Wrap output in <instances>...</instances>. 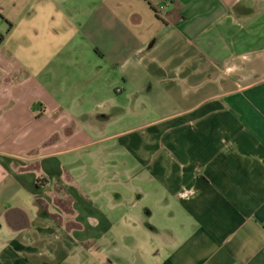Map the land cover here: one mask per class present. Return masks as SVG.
<instances>
[{"label":"crops","instance_id":"1","mask_svg":"<svg viewBox=\"0 0 264 264\" xmlns=\"http://www.w3.org/2000/svg\"><path fill=\"white\" fill-rule=\"evenodd\" d=\"M0 264H264V0H0Z\"/></svg>","mask_w":264,"mask_h":264},{"label":"built area","instance_id":"2","mask_svg":"<svg viewBox=\"0 0 264 264\" xmlns=\"http://www.w3.org/2000/svg\"><path fill=\"white\" fill-rule=\"evenodd\" d=\"M153 8L156 16H158L159 18H162L165 15V5H158L154 6Z\"/></svg>","mask_w":264,"mask_h":264},{"label":"rangeland","instance_id":"3","mask_svg":"<svg viewBox=\"0 0 264 264\" xmlns=\"http://www.w3.org/2000/svg\"><path fill=\"white\" fill-rule=\"evenodd\" d=\"M110 183V182H109ZM115 186H117L118 184L122 183V182H117V181H114L112 182Z\"/></svg>","mask_w":264,"mask_h":264}]
</instances>
